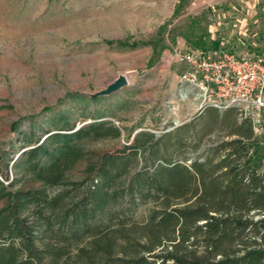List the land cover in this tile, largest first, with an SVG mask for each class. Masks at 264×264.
<instances>
[{
	"label": "trees",
	"instance_id": "16d2710c",
	"mask_svg": "<svg viewBox=\"0 0 264 264\" xmlns=\"http://www.w3.org/2000/svg\"><path fill=\"white\" fill-rule=\"evenodd\" d=\"M183 35L193 46L220 43L199 26ZM206 109L155 138L137 132L116 153L90 155L75 180L68 172L87 153L79 142L121 129L96 107L77 127L53 121L59 130L19 152L40 185L0 179V264H264V147L251 118ZM139 158L153 169L132 172ZM149 198L156 206L139 224L130 217Z\"/></svg>",
	"mask_w": 264,
	"mask_h": 264
},
{
	"label": "rangeland",
	"instance_id": "374dc122",
	"mask_svg": "<svg viewBox=\"0 0 264 264\" xmlns=\"http://www.w3.org/2000/svg\"><path fill=\"white\" fill-rule=\"evenodd\" d=\"M191 26L242 48L231 36L264 34V0H0V166L8 169L0 179L14 188L40 185L19 152L42 140L46 128L59 130L53 121H90L94 107L121 135L81 140L86 157L70 179L84 177L90 155L116 153L137 132L155 138L189 117V103L171 86L184 70L174 48ZM119 75L124 86L93 95ZM134 164L132 172L153 169L141 158ZM155 206L151 198L140 202L130 218L143 224Z\"/></svg>",
	"mask_w": 264,
	"mask_h": 264
},
{
	"label": "built area",
	"instance_id": "2783aa9c",
	"mask_svg": "<svg viewBox=\"0 0 264 264\" xmlns=\"http://www.w3.org/2000/svg\"><path fill=\"white\" fill-rule=\"evenodd\" d=\"M252 45L249 40L242 48L220 41L204 48L178 40L175 55L184 66L179 95L198 102L200 110L209 105L234 108L239 118H251L255 136L264 146V39L259 50Z\"/></svg>",
	"mask_w": 264,
	"mask_h": 264
},
{
	"label": "crops",
	"instance_id": "0c3cea01",
	"mask_svg": "<svg viewBox=\"0 0 264 264\" xmlns=\"http://www.w3.org/2000/svg\"><path fill=\"white\" fill-rule=\"evenodd\" d=\"M231 38L234 40V42L237 41L238 44H240V43L243 44L244 41H246V40H247V41H248V40H249V41H252V42H253V45H252L250 48L255 49V50H259V49H260V43H261L262 40L264 39V34H261V36H260L259 33L256 32V33H253L251 37H250L249 35H247L246 33H244L243 35L235 34L234 36H233V34H232ZM220 41H222V40H220ZM239 41H240V42H239ZM230 42H231V41H230ZM237 46H238V45H237ZM240 46H241V44H240ZM182 72H183V71H182ZM171 87H173L174 89H176L177 94H179V90H180V88L182 87V84H181V82H180V78H179V80H178L177 82L173 83ZM183 100H184V99H183ZM184 101H186L187 103H189V105H190V109H191L192 111H191V113L189 114V117L183 119L182 121H186V120H188V118H191L192 116L203 115V114H205V111L207 110L206 108L211 107V106L209 105V106H206L205 108H203L202 110H200V109L198 108V102H195V101H193V100H184ZM219 111L221 112V113H220L221 116H223V115L227 112V111H224V109H223V110L219 109Z\"/></svg>",
	"mask_w": 264,
	"mask_h": 264
},
{
	"label": "water",
	"instance_id": "95a60500",
	"mask_svg": "<svg viewBox=\"0 0 264 264\" xmlns=\"http://www.w3.org/2000/svg\"><path fill=\"white\" fill-rule=\"evenodd\" d=\"M128 82L124 75H119L112 83H110L106 88L95 92L93 95H104L117 91L119 88L124 86Z\"/></svg>",
	"mask_w": 264,
	"mask_h": 264
}]
</instances>
